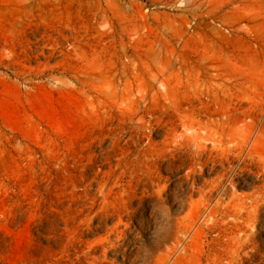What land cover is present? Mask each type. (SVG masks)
I'll return each mask as SVG.
<instances>
[{"label":"rangeland","instance_id":"374dc122","mask_svg":"<svg viewBox=\"0 0 264 264\" xmlns=\"http://www.w3.org/2000/svg\"><path fill=\"white\" fill-rule=\"evenodd\" d=\"M187 1L53 0L52 4L44 0L11 4L0 1V264H98L91 260L89 262L85 251H88L90 244L107 237L118 222V218H109L110 221L97 218V222L95 220L88 224L83 213L82 187L87 176L96 168L101 150L105 147L112 149L109 135L117 113L98 114L95 106H91L86 98L74 101L76 95L71 91L74 58L61 52L43 54L41 48L44 45L37 44V39L44 34L49 36L46 39L49 48L60 50H64L67 44H74V39L79 38L81 50L88 55L93 54L103 63L123 61L122 50L117 46L129 39L124 29L127 23L137 30V36L151 38V41L178 45L185 40L191 47L175 52L182 64L172 68L169 73L172 82L167 97L181 102L195 97L198 92H208L214 86L216 89L212 91L214 94L221 92L219 100L224 103L229 89L240 113L248 115V103L255 104V109L250 111L251 119L263 125L261 135L264 142V0H214L201 7L199 0ZM109 5H117L115 7L120 9L126 20L114 16L107 9ZM201 8L210 12V19H203L202 22L193 17ZM233 12H238L239 17L232 30L221 22ZM183 18L192 22L189 31L184 30ZM198 21L202 22L201 25H196ZM112 27L116 34L113 30L111 32ZM248 27L252 28L249 34ZM111 43L116 45V50ZM208 55H220L231 60L234 71L230 86L226 77L213 81L207 74L213 73L207 69L209 67L204 60ZM184 63L190 65L189 68L184 67ZM140 72L145 75L143 70ZM145 78L149 80L147 75ZM59 79L68 81V84L60 83ZM52 109L55 110L53 119ZM81 112H84L83 115ZM154 139L160 144L164 137L155 136ZM159 148L152 147L149 154L157 159L158 154L162 153L157 166L161 176L165 180L170 179L162 182V185H169L171 194L164 196L163 202L154 200L158 208L151 206L145 215L137 214L133 218L134 228L126 238L131 240V244L133 242L132 250H129L131 253H126L129 258L124 257L122 250L120 254L108 255V259L116 264H208L207 257L201 253L200 241L196 245L188 243L172 253L173 240L167 239L177 231L179 224L187 223L184 217L188 215L190 202L184 198L191 182L183 178L186 167L176 169L180 163H172L170 156ZM171 163L173 168L169 167ZM253 175L246 174L236 180L234 191L238 195L250 194L262 184ZM177 180L180 182L178 185L175 183ZM197 199V196L194 197V201ZM177 201L182 202L179 204ZM137 208L136 202L134 209ZM261 214L259 224L262 225V232L256 236V241L264 255V210ZM139 221L146 224L141 227ZM153 223H156L155 226ZM210 235L214 236L215 233L211 232ZM96 238L99 239L95 242ZM160 238L164 241L158 244ZM79 248L84 252L78 253ZM97 253L101 255L102 251ZM260 259L245 264H264V259Z\"/></svg>","mask_w":264,"mask_h":264},{"label":"bare ground","instance_id":"6f19581e","mask_svg":"<svg viewBox=\"0 0 264 264\" xmlns=\"http://www.w3.org/2000/svg\"><path fill=\"white\" fill-rule=\"evenodd\" d=\"M0 1L11 4L23 3L26 0ZM44 1L49 4L53 3V0ZM213 1L199 0L198 3L201 7L205 3L211 4ZM36 2H39V0H36ZM109 6L107 9H110L114 16L126 20L122 17L117 5ZM203 9L201 8L200 13L196 12L195 16L193 15L194 18L202 22L210 15L209 11H202ZM106 13H104V16ZM237 15L238 12H233L229 17L225 16L221 22L222 25L230 26L233 30L237 24L236 19L239 17ZM185 18L182 20V23L184 21V30L189 31L192 22ZM202 22L198 21L196 25H201ZM106 23L108 24V22ZM106 27L110 28L109 26ZM124 29L129 35V39L128 41L125 40L126 42L122 41L117 46L121 48V56L124 58L123 61L119 62L111 60L103 63L94 58L93 54L84 53L81 50L79 38L74 39L76 41L74 44H67L64 50L49 48L46 41L49 36L45 34L37 39V44L44 45L41 48L43 54L51 52L50 54L53 55L55 52H61L74 58L75 65L71 77L73 83L71 91L76 95L75 97L71 95L74 101L86 98L91 106H95V112L98 114L100 112L110 113L116 111L118 116L109 135L112 149H106L105 147L101 150L98 161H96V168L92 174L87 176L85 184L82 185L84 190L83 213H85L88 224L97 218H118V222L115 227L110 229L107 237L100 241H98L99 238H96L95 242H98L90 244L91 246H89L88 251H85L84 255L89 259V262L91 260L93 263L98 264H104L105 262L116 264L108 259V255L120 254L122 250L124 251V257H126V253H131L129 250H132L131 245L133 242L131 244V240L128 241L126 238L131 235L130 232L134 225L133 218L137 214L142 216L151 206L154 209L157 204L156 202V204L153 203L154 200L163 202L164 196L169 197L171 194L169 185H162V182L170 181V179L165 180L160 174V168L157 166V162L162 158V153L158 154L157 159L149 154L152 147L160 146L159 150L168 154L172 163L177 161L180 163L176 166V169H181L182 166L186 167L187 171L183 178L191 182L190 187L185 188L184 198L190 202V210L188 215L184 217L187 223L179 224L177 231L171 238L167 239V241L173 240L172 253L184 248L188 243L196 245L200 241L201 253L207 257L208 264H234L237 263L236 261L245 264L255 259L256 262L258 259L261 260L260 258L264 259L263 252L258 246V241H256V236L262 232L259 218L262 215L261 211L264 210V142L261 135L263 125L257 124L251 119L250 111L255 109V104L248 103V115L240 113L238 105L234 104L231 91L229 89L226 91V101L222 103L219 100L221 92L220 94H214L212 91L215 88L214 86L208 92H198L195 97L191 96L192 98H186L181 102L172 100L167 97L168 88L172 82L169 73L172 68L182 64V60L175 55V52L188 49L191 47L190 44L185 40L178 45H165L161 42L151 41V38L149 40L147 37L137 36V30L128 23ZM251 29V27H248V34ZM112 30L114 31L113 27L111 32H113ZM120 36L122 37V35ZM111 46L116 50L115 44L111 43ZM204 60L209 67L207 69L213 72L212 74L207 73L213 81L214 79L218 80L221 77H226V82L229 86L231 85L234 70L230 59H224L220 55H208L204 57ZM140 64L143 65L141 69ZM183 66L188 67L190 65L184 63ZM141 70L145 72L149 80L141 74ZM53 79L58 82L57 78L54 77ZM63 83L68 84V81ZM83 113L81 112L82 115ZM51 114L52 119L55 118L54 109L51 110ZM180 130L182 131L180 132ZM155 136H162L164 139L158 144L154 139ZM144 144H146L145 147L142 146ZM172 163L169 165L170 168H173ZM167 165L165 164V166ZM165 166H163L164 169ZM206 174L209 176L206 177ZM246 174L256 175L262 184L260 183L261 185L256 188L254 187L255 189L250 194L238 195L234 191L237 186L236 180L246 176ZM175 183L180 184L178 180ZM196 196L198 199L194 201ZM136 202L139 208L134 209ZM180 202L178 203L180 204ZM153 218L155 217L153 216ZM141 222L143 221L141 220ZM142 225L143 223H140L139 226L143 227L144 225ZM89 232L92 231L89 230ZM89 232L88 234H90ZM211 232H214L215 235H210ZM208 238H210V241ZM163 241L160 238L158 244ZM160 249L162 248L160 247ZM99 250L102 251L101 255H97ZM80 251L84 252L79 248L77 252L80 253ZM134 251L137 252V249H134ZM201 253L199 254L201 255ZM131 256L133 257V254ZM128 258L126 257V259Z\"/></svg>","mask_w":264,"mask_h":264}]
</instances>
